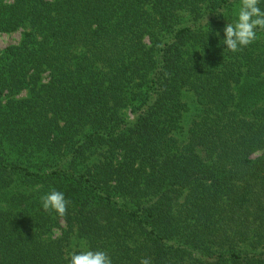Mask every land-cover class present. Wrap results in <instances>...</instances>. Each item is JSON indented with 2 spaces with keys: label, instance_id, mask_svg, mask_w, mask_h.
Here are the masks:
<instances>
[{
  "label": "trees",
  "instance_id": "obj_1",
  "mask_svg": "<svg viewBox=\"0 0 264 264\" xmlns=\"http://www.w3.org/2000/svg\"><path fill=\"white\" fill-rule=\"evenodd\" d=\"M239 6L0 0L22 33L0 53V264H264V31L228 51Z\"/></svg>",
  "mask_w": 264,
  "mask_h": 264
},
{
  "label": "clouds",
  "instance_id": "obj_2",
  "mask_svg": "<svg viewBox=\"0 0 264 264\" xmlns=\"http://www.w3.org/2000/svg\"><path fill=\"white\" fill-rule=\"evenodd\" d=\"M264 31V10L259 7V0H240L239 10L234 22H229L224 28L223 44L230 52H238L251 45L257 39V31ZM219 36V33H216ZM42 208L45 212L59 216L67 214L70 201L63 192L52 189L41 196ZM69 264H112V259L104 250H83L73 252ZM139 264H152L147 257H142Z\"/></svg>",
  "mask_w": 264,
  "mask_h": 264
},
{
  "label": "rangeland",
  "instance_id": "obj_3",
  "mask_svg": "<svg viewBox=\"0 0 264 264\" xmlns=\"http://www.w3.org/2000/svg\"><path fill=\"white\" fill-rule=\"evenodd\" d=\"M22 33L17 32L14 34H0V53L11 45H16L21 40Z\"/></svg>",
  "mask_w": 264,
  "mask_h": 264
}]
</instances>
